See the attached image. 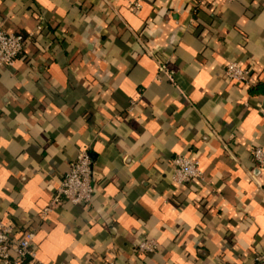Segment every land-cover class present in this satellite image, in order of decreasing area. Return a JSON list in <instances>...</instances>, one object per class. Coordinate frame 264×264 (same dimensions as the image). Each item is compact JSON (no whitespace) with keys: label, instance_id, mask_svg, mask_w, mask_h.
Segmentation results:
<instances>
[{"label":"crops","instance_id":"crops-1","mask_svg":"<svg viewBox=\"0 0 264 264\" xmlns=\"http://www.w3.org/2000/svg\"><path fill=\"white\" fill-rule=\"evenodd\" d=\"M62 2L79 23L40 0H0V31L33 35L29 58L0 69V140L9 144H0V220L16 226L17 238L35 232V264H254L264 256V166L252 156L264 150V96L250 89L264 82V31L252 25L264 4L245 9L241 23L239 0H109L106 13L98 0ZM159 3L168 5L160 21ZM43 26L55 41L36 47ZM230 62L252 72L251 86L227 79ZM236 98L244 103H233L229 120L211 116ZM112 120L132 135L104 131ZM161 132L180 149L165 151L168 173L150 155ZM77 135L90 145L73 144ZM80 150L93 164L91 205L64 202L43 218ZM178 155L199 160L200 180L173 182ZM105 164L113 165L108 176ZM154 170L156 184L146 179ZM141 196L147 203H137ZM143 239L156 241L157 253L136 252Z\"/></svg>","mask_w":264,"mask_h":264},{"label":"built area","instance_id":"built-area-1","mask_svg":"<svg viewBox=\"0 0 264 264\" xmlns=\"http://www.w3.org/2000/svg\"><path fill=\"white\" fill-rule=\"evenodd\" d=\"M224 1L233 3L237 0ZM32 39L33 35L26 37L22 34L0 31V54H2L0 56V69H11L18 60H21L25 55L28 42ZM237 65L239 64L230 62L226 68L225 76L235 83L251 86L252 72L244 68L241 70V68L236 67ZM160 72L173 82L165 66L160 67ZM261 112L264 114V108L261 109ZM252 156L259 166H264L263 149H255L252 151ZM171 165L172 180L179 187L190 185L202 178L200 162L197 159L178 155ZM92 176L93 164L90 155L86 150H80L77 158L70 165L69 171L57 187L49 206L43 211L42 217L44 218L64 202L90 206L96 191ZM34 241V231H26L21 238H17L16 226L0 220V261L3 264H35L37 259ZM158 246L154 240L143 239L135 249L141 255H153L157 253ZM254 264H264V256L255 258Z\"/></svg>","mask_w":264,"mask_h":264},{"label":"clouds","instance_id":"clouds-1","mask_svg":"<svg viewBox=\"0 0 264 264\" xmlns=\"http://www.w3.org/2000/svg\"><path fill=\"white\" fill-rule=\"evenodd\" d=\"M40 3L43 5V7L45 9L48 10H52L53 8H55V10L59 13L60 17L64 18L65 22H71L72 20H75L77 23H79V18L75 16L74 12H70L69 6L68 4L62 2V0H53V2H49V0H40ZM106 3H109V0H98V2L96 3V9L98 11L101 12H107V10L104 8V5ZM262 4H264V0H239V5L237 7H235V10L237 11L238 16L241 18V23L244 22V17L246 16V13L244 12L245 9L248 8H258L260 7ZM167 4L165 3H159L158 7L160 9L158 16H157V20L160 21L161 18L164 16L165 14V10L167 8ZM138 7L143 8L144 12L141 13V15H146L148 12V9L146 8V6L144 5H138ZM172 7H177V5L175 3L172 4ZM177 10H179V8H177ZM124 16H128L127 12L123 13ZM186 15V13H185ZM91 19H97V17L95 15H92L90 17ZM129 19H131V17H129ZM98 25L101 24L102 22L100 20H97ZM139 25V21H133V26L136 27ZM252 27L255 28L256 31H264V12L260 13V17L259 20H257ZM176 26L173 25L171 28L168 29L169 32H171L173 29H175ZM185 26H181L179 28V31L183 32L185 31ZM37 33L39 31V29H36ZM152 31H155V29L153 28ZM245 31L247 32L248 30L245 29ZM251 34V33H249ZM173 41L175 42L177 37L173 36L172 37ZM244 43H246L249 48L255 47V45L252 43L251 40H247L245 39L243 41ZM36 47H41V43H37ZM46 45L45 48L43 50H46ZM136 53L139 54L140 53V49L137 48L136 49ZM261 55H264V50L261 51ZM0 56H2V54H0ZM236 67L241 68L242 70V66L241 65H237ZM239 75V74H238ZM30 92H32L30 90ZM177 92L179 95H182L183 93L180 92L179 89H177ZM192 99H198V97H192ZM233 103H244L243 99H239L236 98L234 100H230L228 104H224L223 102L217 103L211 111V116L212 117H218L224 120H229V113L231 112V108ZM136 115L140 114V108L139 106H137L136 109ZM159 115V114H157ZM18 119H22V117H18ZM105 123L107 124V127L104 129V131H119V134L124 135L126 138L129 135H132L131 133H128L126 130H122L119 129V124L118 121L116 120H112L111 123H108L107 121H105ZM116 124L117 128H113L112 125ZM93 136H95L96 139L100 140V143L97 145V151H101L103 149V140L101 139V137L103 136V132L101 131H96L92 134ZM209 135H213L212 132L209 133ZM91 143L89 136L88 135H77L75 137H73V144H80L81 149L86 148L87 146H89ZM172 143H174V141L171 140L169 134H167L166 132H161V134L159 136H157L153 142H152V153H150V155H154L156 157V159L158 160V162L161 165V170L164 173H168L169 172V166L167 165V163L164 161L163 159V155L165 153L166 150L168 151H177L179 152V148H175L172 147ZM0 144H2V146L4 148L9 147V144L6 140H0ZM134 148L138 149L140 148L139 143L134 145ZM107 155V154H106ZM137 159H139V156L136 157ZM21 159H24L23 157ZM125 159V167L130 171L131 169L136 167V164L134 162V160L132 159V155H126L124 157ZM142 162V161H141ZM113 165L112 164H105L104 167L102 168V174L105 176H108L111 173ZM5 177H7L8 173L4 174ZM149 180L150 183H158V173L157 171H153L150 174V178H146ZM261 183H264V180L260 181ZM136 182L132 181L129 184V187L131 188L132 185H134ZM152 195L156 196L157 199H159V196L157 193L153 192ZM137 203H147V197L146 196H141L138 200Z\"/></svg>","mask_w":264,"mask_h":264},{"label":"trees","instance_id":"trees-1","mask_svg":"<svg viewBox=\"0 0 264 264\" xmlns=\"http://www.w3.org/2000/svg\"><path fill=\"white\" fill-rule=\"evenodd\" d=\"M25 36V35H24ZM42 41L48 43L49 44H52V42L55 41V39L52 38V35H51V31L48 27H44L42 28L41 30V34L39 36V39L35 41V43H43ZM30 43L28 42V45ZM28 46H27V49L25 51V55L23 56V59H28L29 58V55H28ZM250 93L252 95H260V96H264V82L263 83H259L256 87H253L250 89Z\"/></svg>","mask_w":264,"mask_h":264}]
</instances>
